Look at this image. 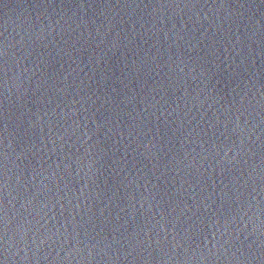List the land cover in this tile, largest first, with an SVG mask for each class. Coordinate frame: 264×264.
Wrapping results in <instances>:
<instances>
[{"label": "water", "instance_id": "1", "mask_svg": "<svg viewBox=\"0 0 264 264\" xmlns=\"http://www.w3.org/2000/svg\"><path fill=\"white\" fill-rule=\"evenodd\" d=\"M29 264H264V0H34Z\"/></svg>", "mask_w": 264, "mask_h": 264}]
</instances>
